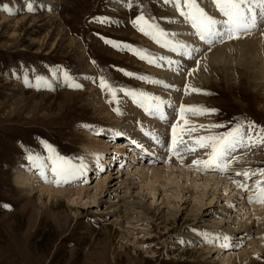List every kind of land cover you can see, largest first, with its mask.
Here are the masks:
<instances>
[{"label":"rangeland","instance_id":"obj_1","mask_svg":"<svg viewBox=\"0 0 264 264\" xmlns=\"http://www.w3.org/2000/svg\"><path fill=\"white\" fill-rule=\"evenodd\" d=\"M203 1L208 3V7ZM203 1L198 0L199 5L208 14L219 18L211 0ZM27 2L0 0V203L10 206L8 209L0 207V264H222L229 256L233 264H264V235L246 236L240 241V237L245 235L241 233L230 237V246L222 247L221 253L202 255L197 247L185 249L184 244H180L183 242L181 237L187 232L185 228L190 227L192 234L193 231L208 232V227L198 226L188 218L162 227L154 217L157 206H167L169 211H177L181 215L187 205L194 204L200 212L198 209L208 206L219 195L218 189L223 188L224 182L231 185V189L236 186L239 192L233 190L222 196V201H213L214 207L210 210L227 214L233 223L264 224V204L248 202L249 196L255 195L252 183L264 180L259 175V170L264 169V144L238 148L235 155L239 162L220 174L222 183L218 179L217 188L212 182L206 186L199 185L202 182L196 180L195 175L201 178L207 175L208 178L213 171L203 174L189 166L176 171V167L169 169L157 161L140 159L142 153L129 141L131 135L142 132L141 128L148 130L137 115L145 119L150 116L122 92L117 93L115 102L109 103L110 98L106 99V93L99 88V77L103 72L116 85L160 96L165 101H171L176 109L183 103L185 106L203 105L218 110L215 114L189 116L191 125L228 124L247 118L258 127H264V48L258 58L245 53L247 48H242V56L230 48L232 44L240 41L242 44L250 37L258 40L264 32V23L258 22L257 28L239 41H226L211 49L201 42L197 46L201 52L195 59L189 60L165 50L138 32L130 20L138 14L140 5L134 4L129 9L125 6L128 0H32L35 5L32 12L26 10ZM5 6L10 11H5ZM173 9L163 0H143V11L169 33V39L184 43L178 36L182 35L181 32L188 33L189 29L190 42L195 47L196 37L190 25L183 22ZM94 17H106L111 22L98 23ZM176 19L182 20V23L177 24ZM173 33L178 35L173 37ZM101 37L143 49L155 64L142 61L126 50L114 49L106 45ZM186 43L189 44L188 41ZM218 53L226 54L214 61L212 57ZM209 55L213 56L210 58ZM166 60L178 62L183 69L178 70L176 63L170 65ZM119 69L162 83L142 82L126 76ZM59 71L68 72L82 87L68 88ZM25 73L32 82L29 87L22 82ZM35 75L48 80L51 89L37 90ZM163 84L174 87L165 89ZM185 84L210 94H198L191 90L185 94ZM114 108H119L122 115H117ZM167 116L170 122H176L173 109ZM164 128L165 132L158 135L170 142L171 124ZM113 131L122 135L114 136ZM205 134L203 130L193 132L192 139ZM96 139L99 141L97 147L93 145ZM192 139L185 136V140ZM38 141L51 145L58 154L73 163L83 160L87 165V180L83 177L64 186L72 190L86 188L92 194L89 199L93 202L91 207L84 209L76 206L73 210L64 199L51 203L44 199L40 203L37 194L28 198L20 193L21 189L14 184V172L22 165L28 166L24 159L26 149L47 155L41 152ZM119 141L125 145L117 149L115 144ZM129 148L134 149L132 155L136 153L132 158L127 155ZM99 152H104L103 157H110L111 160L110 163H104V158L99 160V167L104 165L103 172L97 171L96 157H99ZM197 158H206L204 150ZM152 168H161V178L153 186H146L149 179L141 183L144 178L140 180V174L149 176ZM245 170L256 175L247 180L243 175H237ZM48 175L51 178L50 172ZM100 183L110 192L115 190L114 193L96 192ZM194 183L199 190L195 200L184 189ZM243 183H247L248 187L241 191L238 185ZM46 185L57 187L52 182ZM120 198L148 207L150 217L146 216L148 219L144 223L119 228L115 215L103 210L109 201L114 205L119 202L122 209L124 205ZM222 206H225L224 209ZM237 257H241L239 261Z\"/></svg>","mask_w":264,"mask_h":264},{"label":"snow or ice","instance_id":"obj_2","mask_svg":"<svg viewBox=\"0 0 264 264\" xmlns=\"http://www.w3.org/2000/svg\"><path fill=\"white\" fill-rule=\"evenodd\" d=\"M165 5L172 4L175 11L183 18V21L190 25L192 34L202 42V45H207L209 49L211 47L222 44L226 41H234L250 34L257 28L258 22L264 23V0H211V3L218 13L219 18L208 14L203 7L198 3V0H163ZM134 4H139L137 9L138 14L134 19L130 20L132 26L144 36L149 37L157 45L179 54L183 58L189 60L195 59L196 55L201 52V48L193 47L188 44L179 43L174 39H169V33L161 28L153 17L149 16L143 11V0H128L125 5L127 8L132 9ZM28 12L35 10V5L32 0H28L25 5ZM5 11H10L5 6ZM95 22L98 23H110L106 17H94ZM99 35V34H97ZM178 35L173 33L172 36ZM106 45H109L117 50H126L131 54L137 56L140 60L146 61L149 64H155V61L151 59L143 49L136 48L130 44H126L117 40L101 37ZM163 59V58H162ZM93 62L95 59L93 58ZM168 64H177V69L182 70L183 65L172 60L165 61ZM197 64L199 61L197 60ZM130 78H138L142 82H148L153 84H161V81L150 80L146 76H136L135 73L123 69H119ZM189 69V74H191ZM11 75H15L12 73ZM55 75V73H54ZM60 78L65 85L70 89H80L82 85L75 82L74 77L66 71H59ZM25 87H29L32 83L28 74L25 73L22 80ZM34 83L37 90L41 88L51 89L52 85L48 80L44 79L41 75H35ZM165 89L174 87L168 84L162 85ZM185 94H188L189 90L202 93L201 89L191 88L190 85L185 84ZM99 88L102 92L106 93V99L109 103L117 100V93L122 92L124 96L129 97L132 103L143 109L144 113L150 117L158 118L165 124H171L170 129V142L161 139L155 132L144 131L145 136L150 137L151 141L164 148L167 158L161 157V161L165 164L169 163L172 156L177 158V161L181 164L184 163L182 153H194L197 148L204 150V157L206 158H194L191 161V167L197 171H215L221 175L229 169L233 163H238L239 158L235 155L238 148L252 147L257 144H264V127H258L255 122L251 120H236L228 124L224 122L213 123L208 125H191L188 119L189 116H204L208 114H215L218 110L208 108L203 105H189L185 106L180 104L179 108L173 107L171 101H165L160 96L152 95L146 91L133 90L129 88H123L111 82L103 72L99 77ZM202 94H210L203 92ZM165 105L168 108H172L175 112V121L170 122L168 116L165 113ZM117 115H122L119 108L113 109ZM182 121V123H180ZM82 127H89L88 125H82ZM225 128L223 132L214 131L216 129ZM203 130L207 134L198 135L192 139V133ZM114 136H121L119 131H113ZM185 136L192 139V143L189 144L185 140ZM40 145L41 152L47 155H41L39 153L32 152L30 149H26L24 159L27 161L30 170H35L40 179L44 182H52L57 186L61 184L69 183L73 180L85 177L87 172V165L84 164L81 159L79 163H73L72 160L66 159L64 156L57 153L56 149L51 145L37 142ZM140 148L141 153H145L144 146L138 144L136 141H131ZM26 147V146H25ZM146 154V153H145ZM155 157V153H152ZM100 157H96L97 166L100 172H103V168H99ZM51 173V178L48 173ZM237 175H243L247 180L251 175H256L254 172L245 170ZM259 175L264 177V169L259 170ZM236 183V181H233ZM238 187L243 191L248 187L247 183L239 184ZM255 195L249 196L248 202L264 204V180H258L254 185ZM0 207L10 208L6 203H0ZM206 236L207 234H201ZM219 239V237H217ZM224 241H230V237L224 236ZM230 243H224L222 247H229Z\"/></svg>","mask_w":264,"mask_h":264},{"label":"bare ground","instance_id":"obj_3","mask_svg":"<svg viewBox=\"0 0 264 264\" xmlns=\"http://www.w3.org/2000/svg\"><path fill=\"white\" fill-rule=\"evenodd\" d=\"M203 3L205 4L206 2L203 1ZM168 5H170V8L173 7V5L171 3ZM205 5L208 7V3ZM214 15H217V14H214ZM181 19L183 20V18H181ZM182 20L176 19L175 21L177 24H181ZM187 31H188V33L184 32V34H183V32H181L182 35L178 36V37H179V39L182 38V42H184V44H187L186 41H188V43H189L188 45L192 46V43L190 42L191 40L189 37L190 31H189V29ZM254 38H256V37H250V39L248 38V39L242 41L243 42L242 44H241V41L238 42L239 44L238 43L236 45L232 44L233 46H230V48L232 49L233 52H234V50H237V52L241 53V56H242V51H243L242 48H247L246 51L244 50L245 53L247 52V54L250 55L251 57L258 58L260 56V55L258 56V54L261 51H263L262 49L264 48V32L261 34V36H259L258 40L254 41ZM194 41H195V45H194L195 47H197L198 44L201 43L197 37H196V39L194 38ZM203 46L207 47V45H203ZM241 46H243V47H241ZM228 47H229V45H228ZM220 49H221V47H220ZM220 49H219V51H220ZM223 49H225V48H223ZM165 50H168V49H165ZM218 54H220V53H218ZM218 54H216L214 57H212L213 55L212 56L209 55V57L210 58L212 57V59L214 61H218L217 59H221L223 57L222 55H225L226 53L225 54L221 53L220 56ZM262 60H264V58H262ZM166 109H167V112L165 111L166 115H168V113L170 114V111L172 108H168L167 105H165V110ZM137 117H138V120H140V122L142 121V123L148 129L147 132H150L151 130H155V133L157 135H158V133H164L165 132V128H164L165 125L166 126L168 125V124H165L161 121H158V118L148 117V119H145L146 117L143 118L140 115H137ZM162 124H165V125L163 126ZM151 132H153V131H151ZM160 135H158V136H160ZM131 137L132 138L129 142L134 140L138 144H141L144 146V150H145L146 154L142 153V157L140 159H144V161H146V160H152L155 162L157 161V163H161V164H163V167L169 168V169L172 167H176L177 168V169L175 168L176 171L182 170L184 167L185 168L188 166L191 167L190 165H191L192 159L197 158L198 154H201V151H202V149L197 148V150L194 153H191V154L182 153V156L184 159L183 164L179 163L175 156H172L169 160V163L165 164L161 161V157L167 158V154L165 153L164 148L155 145L151 141L150 137L145 136L144 131H142L140 134L134 133L133 135H131ZM160 138H161V136H160ZM186 141H188L189 144L192 143V140H186ZM93 142H94L93 145H95L96 147L99 146V143H98L99 141L97 139L94 140ZM146 142H148V143H146ZM148 144H149V147H148ZM115 145H116L115 147L117 149H120L125 144L122 141H119ZM132 145L134 148H137V150L141 152L140 148H138L136 146V144L132 143ZM133 151H134L133 148H129L128 154H127L128 157L132 158V156L136 155V153L134 155H132ZM152 153H155V157H153ZM99 154L100 155H98V156L100 158H104V160H103L104 163H110L111 162L110 157H103V155H105L104 152H99ZM200 156L202 157L203 155H200ZM107 159H108V162H106ZM102 167H104V165L99 167V168H102ZM152 170H153V172L149 176H145V174H140V180H142V178H144L141 181V183L146 181L147 179H149V182L146 184V186H149V185L153 186L161 178L160 177L161 168H152ZM97 171H99L98 168H97ZM184 172L187 173L188 171H184ZM199 172L203 173V174L206 173L205 171H199ZM14 173H15L14 174V184L19 189H21L20 193L27 195L28 198L34 194H37V198H38V201L40 203H43L44 199H46V201L48 203L57 202L60 199H64L67 202V205H69L70 209H73V210L75 209L76 206H79V207L84 208V209H88V207L89 206L91 207V205L93 203V202L89 201V199L92 198V196H91L92 194L86 188L85 189L79 188L77 190H72L70 187L64 186L65 184H61L57 187H52L51 185L50 186L46 185V182H44L42 179H40L39 175L36 173L35 170H30L29 166H23L22 165L21 169H17ZM212 173L213 174L208 175V178H206L207 175L206 176L202 175L203 178H201V176L195 175L197 177V178L195 177V179L199 180V182L200 181L202 182V184H199V185L204 184L206 186L207 183L212 182V185L215 186V188H217L218 183L221 182V179H220L221 175H220V173H217L214 171ZM187 176H185V177L187 178ZM87 177H88V175H85L84 179L87 180ZM209 177L212 178L213 180L210 179ZM218 179H220L219 180L220 182L218 181ZM164 181H166V180H164ZM256 181L253 182L252 185H255ZM161 182H162V180H161ZM199 182H197V183H199ZM83 184H85V182H83ZM194 184L195 185H191L188 188H184V189H186L185 190L186 194H189L190 196H194L193 200L197 199L195 197V195H196L197 191L199 192V190L196 186V183H194ZM222 184L224 185V186H222L223 188L221 187L222 188L221 190L218 189L219 195L213 194V196L216 195V197L210 201L212 203H208V206L204 207L203 209L202 208L198 209V210H200V212H197V208L194 204L187 205L185 207V209L183 210L184 212H182L183 214H181V215H178L177 211H175V212L169 211L167 209V206H165L164 208L163 207L160 208L159 206H157L155 209V212H154V217H156V221H158L159 222L158 224L162 225V227H166V225L169 222L175 223L177 220H178V222L179 221L183 222V221H185L186 218H188L190 222H194L198 226L202 225L204 227H208V229H209L208 232L197 233L196 231H193L192 234H191L192 230L190 229V227L185 228V230L187 232H185L184 235L181 237V241L183 240V242H181L180 244H184L183 246L185 247V249L197 247V249L200 250L202 255H210L211 253H221L222 252V245L224 243H228V241L223 240L224 236L232 237V236H236V235H239L241 233H244L245 235H243L239 239L241 241L246 236L252 237L254 235H256V236L264 235V224L259 225V226H254V225H250V224H239L238 222L235 223V221L233 223L232 222L233 220L230 219V217L227 214L226 215L225 214H219L220 212H218V211L212 212V210H210L212 207H214L213 201H215V200L219 201V200L223 199L222 196H225V194H227V193H231L233 190L238 191L236 189V186L233 189H231L230 188L231 185L228 186L227 183H224V182ZM163 185H164V183H163ZM233 185H235V184H233ZM120 186H121V184L118 185L117 188H119ZM166 186H167V184H166ZM205 186L204 187L202 186L203 189L205 188ZM109 187H113V186H109ZM96 188H97L96 192H99V194H101V193L106 194L107 193V195H110V193H114V191H115V190H113L110 192L109 188L105 189L106 186L103 187L102 183L98 184L96 186ZM165 189H167V188H165ZM147 190H148V188H147ZM161 190H162V188H161ZM175 190H177V189H175ZM227 191H229V192H227ZM228 197H225V198L228 199ZM231 198H233V197H231ZM120 201L124 205V207L122 209H121L122 206L119 204V202L116 205H114V202L109 201L108 205L103 210L104 213H107V214L112 213L113 215H115L114 217H116V224L119 228L124 229V228H126V225H131L133 223H144V220H146L150 217V215H149L150 209L148 207L147 208L144 207L142 204H139V202H132V201L129 202L128 200H125V198H122V199L120 198ZM183 203H185V202H183ZM160 204L162 205V203H160ZM93 207H95V206H93ZM224 207L222 206V209H224ZM77 212H79V210H77ZM117 215H119V216H117ZM146 216L148 218H146ZM120 219H121V221H120ZM247 223H249V222H247ZM220 232H224V233L220 234ZM204 233H206L207 235L202 236L201 234H204ZM217 237H219V239H217ZM247 240L248 239H246V241ZM230 257L231 256H229V258H227V259H224L222 264H229L228 262H231L230 264H233L234 262L230 261ZM240 258L241 257H237L238 261Z\"/></svg>","mask_w":264,"mask_h":264}]
</instances>
